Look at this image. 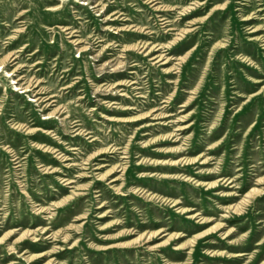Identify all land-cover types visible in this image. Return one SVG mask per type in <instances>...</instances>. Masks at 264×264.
I'll use <instances>...</instances> for the list:
<instances>
[{
    "label": "rangeland",
    "instance_id": "374dc122",
    "mask_svg": "<svg viewBox=\"0 0 264 264\" xmlns=\"http://www.w3.org/2000/svg\"><path fill=\"white\" fill-rule=\"evenodd\" d=\"M0 264H264V0H0Z\"/></svg>",
    "mask_w": 264,
    "mask_h": 264
},
{
    "label": "bare ground",
    "instance_id": "6f19581e",
    "mask_svg": "<svg viewBox=\"0 0 264 264\" xmlns=\"http://www.w3.org/2000/svg\"><path fill=\"white\" fill-rule=\"evenodd\" d=\"M69 35L68 36H72V34H70V33H68ZM71 41H75V39H72ZM78 43V42H77ZM5 73H9V76L12 74V71H6ZM11 80H14L12 83H14V87L15 88H13L14 90H18V89H21L20 90V92L22 91H25V90H27L28 88L27 87H20V86H18L19 84H18V81L17 80H15L14 78H12ZM39 96H36L35 94L33 95V98L32 99H30V100H33V101H35V100H37V98H38ZM42 131H44V132H47V130H44V129H42Z\"/></svg>",
    "mask_w": 264,
    "mask_h": 264
}]
</instances>
